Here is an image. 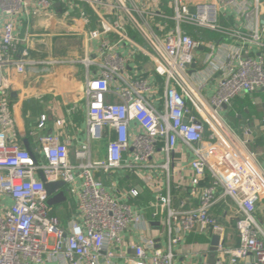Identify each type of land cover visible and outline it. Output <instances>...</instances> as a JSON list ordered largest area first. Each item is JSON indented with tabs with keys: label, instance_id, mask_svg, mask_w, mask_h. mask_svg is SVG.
<instances>
[{
	"label": "built area",
	"instance_id": "2783aa9c",
	"mask_svg": "<svg viewBox=\"0 0 264 264\" xmlns=\"http://www.w3.org/2000/svg\"><path fill=\"white\" fill-rule=\"evenodd\" d=\"M60 1L67 17L78 11L85 23L89 13L95 18V27L83 32L85 48L95 54L82 63L96 70L84 90L87 133L90 142L108 140L106 154L96 158L84 144L72 161L65 143L44 136L40 161L17 143L5 69L15 64L22 74L34 64L27 50L20 61L12 59L30 40V34H17L19 17L50 15L54 4L0 0V264H115L117 258L127 264H175L176 247L193 232L219 237L217 264H264V231L254 217L264 199V173L220 115L237 97L264 90V0H170L172 15L161 0ZM222 16H235L243 29L221 26ZM184 26L233 41L210 99L202 94L204 84L195 85L190 75L203 43ZM252 46L258 57L249 55ZM139 58L144 62L138 64ZM144 66L162 79V95L161 84L143 73ZM181 147L189 155L177 167L174 155ZM117 172L136 175L151 191L146 207L137 204L138 187L110 189L97 178ZM41 175L49 183L64 182L75 201L78 218L68 227L52 214ZM225 198L238 211V247L225 244L224 228L212 213ZM147 209L166 245L159 246L156 236L139 243L130 239L143 224L151 229ZM127 249L135 252L132 259Z\"/></svg>",
	"mask_w": 264,
	"mask_h": 264
},
{
	"label": "crops",
	"instance_id": "0c3cea01",
	"mask_svg": "<svg viewBox=\"0 0 264 264\" xmlns=\"http://www.w3.org/2000/svg\"><path fill=\"white\" fill-rule=\"evenodd\" d=\"M51 1L54 5L50 15L31 16L29 20L19 17L17 34L21 38L30 34V40L19 45V53L13 54L12 59L15 62L20 61L23 59L22 52L27 50L28 60L34 64L26 65L22 74L17 73L15 64L5 69L16 141L40 161H44L40 153V139L44 136H55L65 143L72 161L75 160V152L84 144H90L94 157L102 158L106 154L108 140L89 141L88 99L84 92L87 79L93 76L96 70L82 63L86 55L95 54L93 50L88 52L85 48L83 34L85 30L95 27V18L89 13L90 21L85 23L78 11L73 13L72 17H67L63 3L60 0ZM169 3L170 0H161L163 9L172 15V11L167 7ZM219 23L224 27L243 29L235 16L231 18L222 16ZM183 29L188 35L203 43L196 51L197 64L191 69L190 75L195 85L204 84L202 94L210 99L216 92L217 80L222 74L226 48H229L233 41L209 29L191 26H184ZM259 53V49L252 46L249 55L258 57ZM46 61L62 63L43 64ZM139 62L144 61L139 58L138 64ZM142 71L147 76H152L154 82L161 84L159 94L162 95V79L155 74L152 75L147 66H144ZM229 114L232 117L231 121L227 118ZM220 115L225 126L244 149L256 155V163L264 173V90L237 97L223 108ZM40 124H43V127H39ZM188 155L187 149L179 148L174 155L175 165L177 167L185 165ZM97 178L110 189L138 187L141 190V197L137 204L140 206L146 207L153 198L151 191L132 173L97 174ZM179 179L180 176L177 180ZM65 194L67 201L53 206L52 214L58 216L62 224L68 227L78 218V209L66 191ZM3 201L10 204L8 199ZM178 202L179 200H176V204ZM192 204L197 206L198 201L194 200ZM212 213L224 228L225 244L238 247L240 241L235 227L238 211L233 202L229 198L223 199ZM254 217L264 231V199L257 204ZM145 218L150 222L151 229L146 230L143 224L139 229L129 233L130 239L134 240V243H139L144 238L156 236L159 246L166 245L167 238L159 236L162 228L153 221L151 210L147 209ZM214 237L212 233L199 235L195 232L185 236L175 249L177 254L175 264H211L213 258L217 264L218 245L213 244ZM125 252L128 259L135 256L132 249ZM125 261L124 258H117L115 264H127ZM223 264L231 263L225 260Z\"/></svg>",
	"mask_w": 264,
	"mask_h": 264
},
{
	"label": "water",
	"instance_id": "95a60500",
	"mask_svg": "<svg viewBox=\"0 0 264 264\" xmlns=\"http://www.w3.org/2000/svg\"><path fill=\"white\" fill-rule=\"evenodd\" d=\"M41 179L44 182H46V178L43 175H41ZM45 188L49 196L48 204L50 207L65 203L67 201V197L64 191V188H65L64 182L62 181L55 182V183L46 182ZM218 243H219V237L215 235L213 244L217 246ZM210 263L216 264V260H214L213 258V260L210 261Z\"/></svg>",
	"mask_w": 264,
	"mask_h": 264
},
{
	"label": "rangeland",
	"instance_id": "374dc122",
	"mask_svg": "<svg viewBox=\"0 0 264 264\" xmlns=\"http://www.w3.org/2000/svg\"><path fill=\"white\" fill-rule=\"evenodd\" d=\"M227 118L231 121V119H232V117H231V115L229 114L228 116H227ZM239 130V129H238Z\"/></svg>",
	"mask_w": 264,
	"mask_h": 264
}]
</instances>
